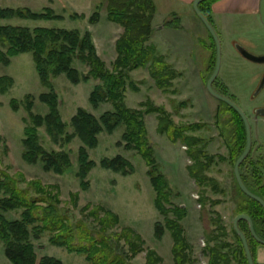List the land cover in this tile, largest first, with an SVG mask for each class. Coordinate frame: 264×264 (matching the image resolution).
Instances as JSON below:
<instances>
[{"label":"rangeland","instance_id":"1","mask_svg":"<svg viewBox=\"0 0 264 264\" xmlns=\"http://www.w3.org/2000/svg\"><path fill=\"white\" fill-rule=\"evenodd\" d=\"M155 3L150 20L151 35L144 46H152L153 54L155 52L171 65L173 78L170 81L167 80L169 72L152 76L149 63L133 69L116 67V41L124 29L108 18L107 0H0L1 7H28L33 11L50 8L57 17L0 19V25L78 30L81 36L89 32L107 71L127 72L123 101L126 107L141 112L152 148L153 165L170 189L162 203L169 210L168 217L182 228L181 235L187 245L184 253L189 258L187 264H210L208 244H225L221 253L227 257L235 248L232 223L238 213L239 198L243 199L237 189L233 157L229 152L233 146L231 110L206 88L214 67L215 49L207 28L200 26L197 40L198 33L193 28L188 27L186 33L166 29L179 27L181 21L173 12L181 10L182 13L187 8L170 0H155ZM258 5L259 0L257 8ZM192 7L190 13L197 17ZM94 12L99 17L93 22ZM169 20L173 21V26L166 24ZM211 25L220 45V66L212 87L233 100L249 120L252 146L241 174L250 186L264 192V115L255 111L264 107V85L256 93L264 74V63L246 59L236 48L241 45L252 54L263 55L264 24L257 16L247 14L246 17L230 16L225 23L211 19ZM190 30L194 33L192 36L188 33ZM73 66L80 74L89 69L77 58ZM162 77L165 81L158 83ZM0 78L11 81L4 92L0 87V170L15 178L30 197L39 199L38 207L46 210L49 205L53 206L57 217L73 230L74 243L90 248L104 236L107 249L97 246L91 257H99L103 251L107 257H113L117 252L121 257L118 264H175L170 229L165 227L160 238L154 234L155 222L164 223V215L154 204L156 192L148 175L149 166L137 150L126 146L122 138L123 124L110 134L101 132L97 136V145L87 148L88 158L96 166L83 180L79 176L78 156L83 143L77 136L66 140L67 135L73 133L70 119L78 108L96 117L113 110L110 101H103L97 107L89 101L91 90L101 81L90 78L73 84L65 73H60L51 75V86H45L30 52L10 57L7 64L0 62ZM41 93L56 95L59 115L66 124L63 134L56 140L48 133L46 125L37 127L42 148L48 153L61 152L69 160V166L64 167L62 173L47 169L40 159L30 163L23 158L24 129L31 124L30 116L48 112L47 104L39 99ZM160 117L164 119L157 130ZM165 125H168L166 131ZM118 155L132 164L130 174L123 175L99 165L102 159ZM194 170H198L200 183L193 176ZM175 207H184L186 215L178 220L173 212ZM20 215L21 210L6 213L13 219ZM209 218L215 222L210 223ZM53 221L58 225L59 220ZM218 221L224 234L217 229ZM241 226L244 228L245 224ZM207 231L209 235L205 234ZM53 234L47 230L33 240L38 256H55L68 264H92L83 254L53 245L49 240ZM0 264H12L4 254L2 243Z\"/></svg>","mask_w":264,"mask_h":264},{"label":"trees","instance_id":"2","mask_svg":"<svg viewBox=\"0 0 264 264\" xmlns=\"http://www.w3.org/2000/svg\"><path fill=\"white\" fill-rule=\"evenodd\" d=\"M214 1L216 0H203L198 4L200 11L210 22L211 4ZM107 12L108 18L119 23L124 29L116 41L117 57L114 61L116 67L133 69L149 63L148 67L151 70L152 76L156 73H161V76L163 73L167 75L169 72L171 75L168 73L167 80H172L173 69L171 65L163 61L162 57L155 54V52L153 54L152 46L148 48L144 46L145 40L151 35L150 20L155 12L154 1L107 0ZM55 16L50 8H45L42 11H33L28 7L13 8L0 6V19L16 17L37 20L57 18ZM98 17V13L94 12L91 21L98 20ZM172 22L169 20L166 24L173 26L174 24ZM177 25L175 24V26ZM211 39L215 47L212 36ZM23 52H30L32 54L35 69L42 84L45 86H51L49 82L51 75L60 73H65L73 84H78L80 81H87L90 78L101 81V83L95 85L91 90L89 101L93 107H97L103 101H110L113 104V110H106L99 117H96L85 109L78 108L77 112L70 119L73 133L68 134L66 140L69 141L74 136H77L83 143L79 148L78 156L79 176L83 180L87 172L96 166L93 160H89L87 148H93L97 145V136L101 132L110 134L119 125L123 124L125 130L122 138L126 142V146L137 150L148 164V175L156 192L154 204L159 212L164 215V223L157 221L154 224L155 237L160 238L165 227L170 229L173 238L172 252L174 255V263L187 264L189 258L184 253L187 245L184 236L181 235L182 228L179 223H174L173 219L168 217L167 213L169 210L162 203L163 199L170 193V189L168 182L162 175L157 173L153 165L151 157L152 148L149 145L146 126L143 122L141 112L137 109L135 110V108L126 107L123 101L127 72L114 73L107 71L104 62L96 52L89 32L81 36L78 30L48 27H35L30 29L28 26L21 25H0V62L7 64L10 57ZM76 58L88 65L89 69L85 74H80L73 66V61ZM215 58L216 48L214 49V65ZM162 81H165L164 77L159 79L158 83ZM10 83L9 78H0L1 91L4 92ZM27 99L31 100V96L27 95ZM39 99L47 104L48 112L45 115L30 116L31 124L26 125L24 129L25 138L23 139V143L25 145V151L23 158L30 163H35L40 159L44 162L47 169H53L56 173H62L64 167L69 166V160L61 152L57 154L48 153L42 148L38 142L37 127L43 124L46 125L48 133L56 140L58 135L63 134L66 124L61 120L59 115L56 95L52 93H41ZM227 106L231 110V122L233 123L231 126L233 146L229 152L230 157H233V162L235 163L245 148L246 132L241 116L229 104ZM163 119L162 117L159 118L157 130L161 128L160 123L161 121L163 122ZM167 127L168 125H165L163 129L166 131ZM248 155L240 164V173L241 167L246 163ZM199 164L197 163L198 166H200ZM99 165L104 169L121 172L123 175L130 174L133 171L132 164L119 155L110 159L104 158L100 161ZM193 176L200 183L199 180L201 178L198 176V170L193 171ZM241 177L245 185L253 193L264 199L263 191L256 190L250 186L242 174ZM236 185L238 191L243 196V199L239 198V203L236 207L238 213L236 215L241 213L248 214L253 220L255 232L261 239H264V208L257 200L243 193L237 182ZM38 201L40 200L30 197L28 191L20 188L15 178L0 170V243L3 245L5 256L12 264H68L55 256L37 255L33 240L40 238L42 233L47 230L54 232L49 238L53 245L64 247L68 252L83 254L92 264H118L121 261V257L117 252H115L116 254L113 257H107V254L104 255V251L99 257H91L92 250L95 253L97 246L107 249V239L103 236L100 241H96L95 245L92 244L90 248L82 243H74L76 237L73 230L67 224L64 225L66 221L57 217V210L51 205L46 210H43V208L37 206ZM17 210H21L20 217L13 219L6 216L8 211ZM173 212L178 220L186 215V209L184 207H175ZM53 220H59L58 225ZM209 222L214 223L215 221L209 218ZM242 224H245L244 228H242ZM238 227L245 234L254 264H257L255 261V251L256 247L261 245L260 242L252 236L248 222L245 219L238 221ZM62 229L65 231L60 232ZM217 229L222 234L225 233L224 229L219 226V221ZM233 231L236 236V246L228 254V257L221 253V248L225 244L207 245L208 253L210 254V264H230L232 261L236 264H248L240 236L234 227ZM205 234L209 235L208 231ZM222 237H225V235H222ZM226 246L229 245L227 244ZM121 264L125 263L122 262Z\"/></svg>","mask_w":264,"mask_h":264},{"label":"water","instance_id":"3","mask_svg":"<svg viewBox=\"0 0 264 264\" xmlns=\"http://www.w3.org/2000/svg\"><path fill=\"white\" fill-rule=\"evenodd\" d=\"M201 1H203V0H194L193 1V8H194L196 15L203 22V24L205 25V27L208 29L209 33L213 37V40H214L215 46H216L215 67H214L211 75L209 76V78L206 82V88L208 89V91L212 95H214L218 99L226 102L231 107H233L238 112V114L241 116V118L244 122L245 132H246V145H245L244 150L242 151V153L239 155V157L236 159V161L234 163V167H233L234 176H235L236 182H237L239 188L242 190V192L245 193L247 196L257 200L262 205V207L264 208V199L262 197H260L259 195L253 193L245 185V183L241 177V173H240V164L247 157V155L249 154V152L251 150V146H252L251 127H250L249 120H248L246 114L244 113V111L233 100H231L228 97H226L225 95L215 91L212 87V82L216 78L218 71H219V66H220V45H219V39L217 37V34H216L213 26L211 25L209 20L205 17V15L199 9L198 4ZM258 14H259V19H260L261 23L264 24V0H259ZM236 48L241 53V55L244 56L246 59L251 60L253 62H257V63H264V54L263 55L252 54L241 45H236ZM263 85H264V74L260 80L258 87H257L256 93L263 87ZM255 111H256V113H258L260 115H264V107L256 108ZM240 219H245L248 222L250 232H251L252 236L257 241L264 244V239H261L257 235V233L255 232L253 220L251 219V217L248 214L241 213V214H238L234 217L233 227H234L235 231L238 233V235L240 236V239L242 241L244 251H245V254H246V257L248 260V264H254L246 236L238 227V221Z\"/></svg>","mask_w":264,"mask_h":264},{"label":"crops","instance_id":"4","mask_svg":"<svg viewBox=\"0 0 264 264\" xmlns=\"http://www.w3.org/2000/svg\"><path fill=\"white\" fill-rule=\"evenodd\" d=\"M153 1L155 3V0ZM170 1H175V2L182 4V6L184 8H187V10L184 9L182 13L180 12L181 10L177 12H173L174 15L177 16L178 19L181 21L180 26L177 28L172 27V28H166V29H170L176 32L179 31V32L186 33L188 30V27H190V29L191 28L195 29L194 30L195 33H198L196 40L200 38L199 37L201 33L200 26H204V24L202 23L203 25H200V23L197 21L198 16L196 15L197 17H192L193 14L190 13V6H193L194 0H170ZM155 6H156V3H155ZM252 11H255V13ZM247 14L249 15L251 14L259 18L257 0H216L211 4V14H210L211 19L217 20V21L222 20L223 23L228 21L230 19V16L238 15L241 17H246ZM220 16H223V18H219ZM163 28L164 27H162V29ZM188 33L190 36L194 34L193 31L191 32V30ZM257 260L260 263H264V245L259 246L257 248Z\"/></svg>","mask_w":264,"mask_h":264},{"label":"flooded vegetation","instance_id":"5","mask_svg":"<svg viewBox=\"0 0 264 264\" xmlns=\"http://www.w3.org/2000/svg\"><path fill=\"white\" fill-rule=\"evenodd\" d=\"M202 22V21H201ZM210 22V21H209ZM203 23V22H202ZM211 23V22H210ZM205 26V25H204ZM208 30V29H207ZM215 43V42H214ZM215 48H216V46H215ZM215 61H216V58H215ZM214 67H215V65H214ZM211 75V74H210ZM221 94H223V93H221ZM223 95H225V94H223ZM226 96V95H225ZM227 97V96H226ZM226 103V102H225ZM232 225H233V223H232ZM259 242V241H258ZM261 245H258L257 247H256V251H255V261H256V263L257 264H264V263H260V262H258V260H257V248L259 247V246H262V245H264V244H262V243H260ZM252 255V254H251ZM253 258V257H252ZM248 261V260H247ZM253 263H254V260H253Z\"/></svg>","mask_w":264,"mask_h":264}]
</instances>
